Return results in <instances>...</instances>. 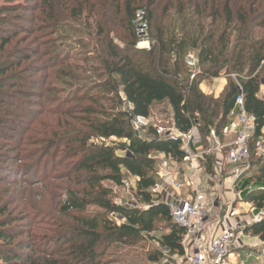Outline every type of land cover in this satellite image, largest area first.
<instances>
[{
  "label": "trees",
  "instance_id": "trees-1",
  "mask_svg": "<svg viewBox=\"0 0 264 264\" xmlns=\"http://www.w3.org/2000/svg\"><path fill=\"white\" fill-rule=\"evenodd\" d=\"M74 4L77 8L73 16L81 15L85 9L83 5L89 7L88 16L95 11L102 17L109 16L104 21H95V66L104 78L94 88L105 92L100 95L101 99L92 101L95 106L80 107L79 116L88 131L67 134L69 131L59 123V136L55 142H49L54 146L58 141L66 145L77 144L73 151L68 150V154L77 156L71 168L72 180L75 185L84 187L68 190L66 198L60 203L57 201L56 213L70 221L51 220L53 229L46 237L13 227L14 222L27 216H11L6 206L0 208V264H106L101 258L109 245L122 239L125 244L131 234L152 236L150 234L158 230L155 224L167 228L159 236L151 237L159 248L181 254L184 229L171 221L163 203H154L155 199L148 190L156 178L157 164L149 155L164 153L180 161L182 152L178 142L159 140L152 129L147 138L137 135L131 124L132 116L152 115L156 106L164 105L168 106L180 131H188L192 121L197 120L203 138L210 129L221 136L235 109L238 82L244 95V109L255 118L248 176L252 182L264 183V155L255 154L257 141L264 139V98L258 97L260 79L256 72L264 60V0H83V4L76 0ZM49 7L52 10L53 3ZM137 11L143 13L148 25L151 42L147 50L136 47ZM116 20L129 32L130 40L123 46L114 43L108 35L110 23ZM0 39V46L8 42ZM189 52L196 56L194 72L185 64ZM63 60L65 57L59 65H63ZM3 72L5 69H0V73ZM192 73L194 77L191 79ZM231 73L241 77L235 82L229 77ZM63 74L70 76L68 72ZM221 75L229 78L219 98L200 89L203 80ZM122 97L133 105L131 112L123 107ZM102 101L108 107L101 105ZM71 108L74 107H66L59 113L71 116ZM92 137L123 140L122 149L128 153L117 155L119 147L88 143ZM22 151L25 149L21 148V155ZM36 152L26 153L24 158H33ZM40 153L37 154L38 160L24 163L21 182L29 186L31 181L33 185L41 184V189L46 191L52 171L48 172L47 166L43 165V155L47 151L43 155ZM211 161L210 156L207 157L205 169L208 171H211ZM254 168L255 171L250 173ZM123 173L135 179V194L140 202L148 205L147 208H127L112 203L111 189L102 186V182L121 185ZM4 177H0V182ZM245 201L256 210L264 209V189L249 191ZM90 205L99 207L102 212L89 213L87 207ZM27 208H31L32 214L50 220V214L36 210L34 204L29 203ZM111 212L118 213L125 222L115 225L108 218ZM243 231L264 238V218L246 226ZM24 234L28 238L15 241ZM159 248L149 256L152 262L160 258Z\"/></svg>",
  "mask_w": 264,
  "mask_h": 264
},
{
  "label": "rangeland",
  "instance_id": "rangeland-1",
  "mask_svg": "<svg viewBox=\"0 0 264 264\" xmlns=\"http://www.w3.org/2000/svg\"><path fill=\"white\" fill-rule=\"evenodd\" d=\"M75 1L0 0V38L8 40L4 46H0V69H5V72L0 73V177L6 176L3 182H0V208L6 206L11 216H27L22 221L14 222L13 227L44 237L51 235V229H53L51 220L70 221L68 217L56 213L57 201L59 200L60 203L64 200L68 190L84 187L81 184L75 185L72 180L74 174L71 173V168L77 156L68 154V150H74L77 144L66 145L58 141L54 146L49 142L51 140L55 142L56 137L59 136V123L64 130L69 131L67 134L79 130L88 131L87 125L80 119V107L88 104L95 106L92 101L101 99L100 95L105 92L101 88H94V85L104 78V75L100 74L101 70H97L95 66L97 63L94 52L97 46L95 21L97 19L104 21L109 16L102 17L98 11L88 16L89 7L86 5H83L85 9L82 10L81 15L73 16L74 9L77 8ZM79 1L83 4V0ZM51 3L54 7L49 10ZM140 13L142 12H136V14ZM138 19L136 21L139 23ZM137 22L135 28L138 25ZM109 29V38H113L114 43L123 46L127 40H130L129 32L117 20L110 23ZM137 44L138 42H136L138 48ZM139 49L147 50V48ZM63 57L65 60L61 66L59 63ZM65 72H68L70 76H64ZM258 75L262 85L264 64L260 70L258 68ZM229 77L236 82L241 75L231 73ZM229 77L221 75L203 80L200 83V89L207 95L219 98ZM261 91L264 93V86ZM100 104L108 107L105 101ZM66 107H74L71 108V116L59 113ZM46 110L48 111L45 112ZM168 110V106L158 105L154 108V115L165 120L170 116ZM140 134L143 138L150 136L146 131H141ZM88 143L98 145L105 143L119 147L116 150L117 155L124 156L128 153L122 149L125 142L116 138L92 137ZM209 145L206 140L202 142L204 150ZM21 148L25 149L22 155L19 152ZM257 148L255 154L264 155V139L260 138L257 141ZM31 151H38L34 154L36 158L25 159L24 157ZM46 151L47 154L43 155ZM39 152H42L40 155L44 157L43 165L47 166V171H52L47 179L49 184L46 191L45 188L41 189V184L33 185L31 181L29 186L21 182L23 178L21 169L24 163L29 164L35 159L38 160ZM209 156L211 160L214 158L212 152ZM19 158L22 160H17ZM15 169H17L16 172ZM254 171L255 168L250 173ZM12 178L18 180L8 181ZM128 178L132 177L123 173V180ZM253 183L264 187V183ZM241 184V187L246 186L247 182L243 181ZM102 186L111 189V201L114 205L145 209V204L139 201L135 190L128 193L123 186L113 185L108 181H103ZM242 197L243 201L247 202L245 197ZM237 201H241L240 198ZM29 203L34 204L36 210L49 213L50 220L32 214L31 208H27ZM235 203L236 201L232 203L234 208L244 210L240 218L246 221L245 227L251 225L255 218L258 220L264 218V209L256 210L251 203L245 205L243 202H238L237 206ZM227 207V205L224 206L221 215L216 216L220 218ZM87 211L102 212L94 205L88 206ZM108 218L117 226L125 222L123 217H118V222L112 219L110 214ZM155 225L158 230L152 232L150 234L152 236H159L161 231L167 230L163 224ZM244 228L243 236L239 237L238 250L242 254H249L255 250L252 248L254 246L248 245L249 241L244 240L246 237L254 238L258 235L244 232ZM152 236L145 233L131 234L125 244L123 239V242L122 240L114 241L108 246L101 259L106 264H152L149 256L159 248L157 242L151 238ZM26 238L28 235L24 234L15 241Z\"/></svg>",
  "mask_w": 264,
  "mask_h": 264
},
{
  "label": "built area",
  "instance_id": "built-area-1",
  "mask_svg": "<svg viewBox=\"0 0 264 264\" xmlns=\"http://www.w3.org/2000/svg\"><path fill=\"white\" fill-rule=\"evenodd\" d=\"M136 22L137 46L149 49L151 38L143 13L136 14ZM185 64L194 72L197 64L195 54L189 52L185 56ZM263 64L264 60L259 70ZM190 77L192 79L194 74ZM263 84L260 85L259 98H264L261 91ZM236 86L238 92L234 100L235 109L231 112L234 118L223 128L221 136L210 129L203 138L197 120H193L189 130L183 132L175 126L172 115L165 120L154 114L132 116L131 124L137 135L142 137L141 131L149 132L152 129L153 135L159 140L178 142L183 155L180 161L164 153L149 155L157 160V166L156 178L148 191L154 197V203H163L168 208L171 221L184 229L182 253H171L168 248L160 247V258L152 264H235L230 255L238 248L239 237L247 223L240 218L239 210L232 203L237 198L236 189L240 180L250 170V143L255 131V118L244 109L241 86L238 82ZM122 100L124 108L131 112L133 105L124 97ZM205 140L210 145L204 150L202 142ZM210 152L214 158L211 171H208L205 167ZM121 186L131 193L135 190V179L123 180ZM226 186L231 191V202L228 204L224 200ZM226 205V211L219 218ZM110 217L118 222L121 216L111 212ZM212 218H215L214 224Z\"/></svg>",
  "mask_w": 264,
  "mask_h": 264
},
{
  "label": "crops",
  "instance_id": "crops-1",
  "mask_svg": "<svg viewBox=\"0 0 264 264\" xmlns=\"http://www.w3.org/2000/svg\"><path fill=\"white\" fill-rule=\"evenodd\" d=\"M233 112H234V110H233ZM230 115H231L230 118H231V121H232V119L234 118V116H233L234 114L231 113ZM243 181H246L247 182V185L241 187V185H242L241 183ZM250 186H254V187L251 188ZM258 188L264 189V187L257 186V184H254L252 181H250V179H249V177L247 175L245 177H243L240 180L239 186L236 189L237 198L235 199V201H236L235 205L237 206V203L238 202H241V203L243 202L245 205L246 204L249 205L248 202H244L243 201V197L242 196L245 197L246 194L249 191H251L253 189H258ZM224 194H225V199H224L225 202L230 203L231 202V191L229 189V186H226L225 187ZM238 198H240L241 201H237ZM237 210H239L240 214H243V212H244L243 209H238L237 208ZM214 220H215V218L213 220H211V222L213 224H214V222H213ZM214 230H216V227H215ZM240 236H243V234H241ZM244 241H249V244L248 245L254 246L252 248H254L255 250L253 252H250L249 254H245V253L242 254L240 252V250H238L239 248H236L235 251L230 255L231 261L233 263H235V264H239V263H245V264H264V262H263L264 261V238H261L260 236H258V237L257 236L256 237L254 236V238L246 237V239Z\"/></svg>",
  "mask_w": 264,
  "mask_h": 264
}]
</instances>
